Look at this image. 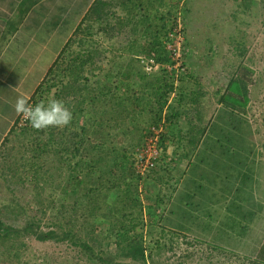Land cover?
Wrapping results in <instances>:
<instances>
[{"label":"trees","instance_id":"trees-1","mask_svg":"<svg viewBox=\"0 0 264 264\" xmlns=\"http://www.w3.org/2000/svg\"><path fill=\"white\" fill-rule=\"evenodd\" d=\"M118 2L122 15L115 14L112 8L116 3L112 0L94 1L29 101L34 106L50 99L63 100L73 113L71 123L63 128L36 130L30 121L20 126V116L0 146L1 176L8 183L25 187L32 182L33 201L41 216L31 217L23 225L7 223L2 218V210L8 209L4 206L0 210V246L5 250L20 236L31 235L39 241L68 242L99 264H113L117 259L145 263L147 253L142 234L137 231L141 222L133 218L141 216L144 207L142 200L135 199L142 179L133 173V182L123 187L115 170L122 161L133 163L135 149L142 145L151 126H163L161 160L167 158L164 140L177 133L183 144L177 149L180 157L195 156L197 168L203 162L209 161L213 167L215 162H221L227 166L225 176H229L228 163L239 151L245 153L249 148V144L244 145L251 134V125L245 119L250 95L248 74L232 78L218 100L220 112L212 121L201 99L204 93H184L167 69L146 73L139 64L140 57L152 54L160 64L170 62L168 33L178 18L177 12L158 15L156 10L163 7L165 0ZM16 22L10 20L2 42L15 29ZM106 40L119 53L111 59L102 49ZM17 135L20 137L15 142L13 136ZM161 160L146 176L148 186L152 184L157 191L155 200L147 199L149 212L162 204L161 188L179 170L161 167ZM236 177L234 185L240 186L232 188L233 201L228 210L241 221L252 220L257 213L253 210L255 204L250 200L251 210L245 212L237 203L245 200L242 188L251 180L249 173L239 171ZM199 178L211 181L204 173ZM114 187L120 188L116 207L107 201ZM46 188L60 191L61 196H46ZM68 191L70 200L65 201L63 195ZM50 210L53 215L48 222L55 228L45 231L42 220ZM97 218L109 221L105 235L98 229ZM130 231L135 237L129 235ZM112 237L116 238L117 255L101 254L99 249ZM260 255L264 263V248Z\"/></svg>","mask_w":264,"mask_h":264},{"label":"rangeland","instance_id":"rangeland-1","mask_svg":"<svg viewBox=\"0 0 264 264\" xmlns=\"http://www.w3.org/2000/svg\"><path fill=\"white\" fill-rule=\"evenodd\" d=\"M112 1L116 3L112 8L115 14L122 15L124 11L118 7L119 0ZM134 1L144 4L147 0ZM167 11L177 12L183 26L182 53L186 64L185 71L175 78V85L184 93H204L201 99L206 105L208 118L216 120L221 109L218 100L232 78L248 74L250 95L245 119L251 125V134L243 144H249V148L245 153L239 151L238 156L228 163L229 176H225L224 167L227 166L221 162H215L214 167H210L209 161L202 163L200 174L209 175L211 181L200 182L204 188L192 203L189 201L190 204H182L184 197L180 195L185 187L177 171L169 184L161 188L162 204L149 212L147 199L155 200L157 191L152 184L148 186L147 177L142 179L135 199L142 200L144 207L142 215L133 218L141 222L137 231L142 234L147 262L117 259L113 264H264L260 255L264 248V0H165L156 13L164 15ZM111 43L108 40L102 43L109 59L119 54L112 50ZM19 137L13 136V141L17 142ZM218 151L215 148L216 154ZM163 160L161 167L177 169L175 163L166 161V158ZM239 171L248 172L251 180L242 188L245 200L237 203L245 212L251 210V201L255 204L253 210L257 213L252 220L241 221L228 210L230 201H233L232 188L235 190L240 186L234 185ZM115 172L121 177L120 186L124 184L125 187L134 180L132 163L128 161L119 163ZM27 186L8 183L0 172V210L8 206L7 210H2V218L7 223L23 225L31 217L41 218L33 201L32 182ZM119 192V187L110 190L108 205L116 207ZM69 193L63 195L65 201L70 200ZM51 194L56 199L61 196L60 191L46 188L45 195ZM194 203L199 205L195 207ZM52 215L50 210L42 220L43 230L53 227L48 222ZM96 221L99 231L105 235L109 221L103 218ZM129 235L135 237L132 231ZM114 237L102 245L101 254L117 255ZM0 264L99 263L91 261L68 242L39 241L30 235L20 236L8 250L0 246Z\"/></svg>","mask_w":264,"mask_h":264},{"label":"crops","instance_id":"crops-1","mask_svg":"<svg viewBox=\"0 0 264 264\" xmlns=\"http://www.w3.org/2000/svg\"><path fill=\"white\" fill-rule=\"evenodd\" d=\"M94 1L0 0V146L20 117L13 108L17 97L27 95L32 98ZM23 5H26L25 9L21 8ZM10 20L17 21L16 27L2 42ZM164 142L166 161L179 168V179L185 187L180 195L184 197L182 204H190L203 189L200 182L205 180L197 175L202 165L196 168L199 162L195 156L190 159L180 157L177 149L183 144L177 133ZM161 161L165 162L163 158ZM181 218L185 219L184 216Z\"/></svg>","mask_w":264,"mask_h":264},{"label":"built area","instance_id":"built-area-1","mask_svg":"<svg viewBox=\"0 0 264 264\" xmlns=\"http://www.w3.org/2000/svg\"><path fill=\"white\" fill-rule=\"evenodd\" d=\"M172 28L168 33L170 62L164 65L158 63L155 54L148 57H140L139 64L143 66L146 73H154L160 68H165L168 73L177 79L178 74L185 71L182 53L183 26L179 18H177ZM28 123V119L23 116L20 117V126H26ZM162 129V125L159 127L151 126V132L144 138L142 145L136 147L132 163V170L136 178H145L150 171L157 168L162 154L159 145Z\"/></svg>","mask_w":264,"mask_h":264},{"label":"clouds","instance_id":"clouds-1","mask_svg":"<svg viewBox=\"0 0 264 264\" xmlns=\"http://www.w3.org/2000/svg\"><path fill=\"white\" fill-rule=\"evenodd\" d=\"M29 101V96L20 95L17 97L13 108L16 115L28 119L31 126L36 130L48 127L63 128L68 126L73 119L72 111L63 100L50 99L47 103L41 101L34 106Z\"/></svg>","mask_w":264,"mask_h":264},{"label":"bare ground","instance_id":"bare-ground-1","mask_svg":"<svg viewBox=\"0 0 264 264\" xmlns=\"http://www.w3.org/2000/svg\"><path fill=\"white\" fill-rule=\"evenodd\" d=\"M142 179H144V178H142Z\"/></svg>","mask_w":264,"mask_h":264}]
</instances>
